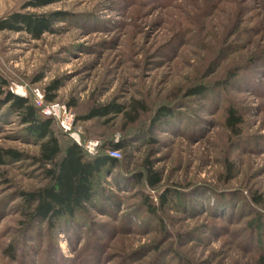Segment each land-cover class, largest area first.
I'll return each instance as SVG.
<instances>
[{
	"label": "rangeland",
	"instance_id": "1",
	"mask_svg": "<svg viewBox=\"0 0 264 264\" xmlns=\"http://www.w3.org/2000/svg\"><path fill=\"white\" fill-rule=\"evenodd\" d=\"M33 1L0 0V18L69 16L40 40L0 32V75L11 93L23 87L38 106L36 91L59 81L55 102L73 103L75 119L109 104L147 109L136 123L122 114L75 121L84 148L128 141L119 167L98 178L102 194L77 218L78 231L26 230L22 194L46 181L38 145L0 110V149L25 155L0 167V264H81L94 252L98 264H264V60L228 80L264 51V0ZM204 84L211 91L188 96ZM164 106L172 116L153 124ZM230 108L243 120L238 132L228 129ZM148 166L162 177L155 189L140 177ZM166 193V207L149 214L145 199L159 205Z\"/></svg>",
	"mask_w": 264,
	"mask_h": 264
},
{
	"label": "trees",
	"instance_id": "2",
	"mask_svg": "<svg viewBox=\"0 0 264 264\" xmlns=\"http://www.w3.org/2000/svg\"><path fill=\"white\" fill-rule=\"evenodd\" d=\"M56 1L61 0H36L30 2L28 6L41 8ZM68 16L69 13L61 11L41 14L17 11L0 18V32L24 33L33 39L40 40L45 33H55L56 24L67 20ZM262 52L264 53L261 51V54L257 53L249 58L247 63H240L236 67L237 71L233 72L228 80L233 81L242 71L247 73L250 66L254 67L256 64H261L264 60L261 56ZM9 85V81L0 75V110L6 106L11 115H16L19 123L23 126L24 136L27 140L38 145L39 155L34 160L43 171V178L46 181L44 186L22 194L25 204L23 221L26 230H32L35 224H45L49 230L53 231L70 226L78 231L81 228V223L77 218L88 213L90 208L96 207L99 194H102L98 190V178L109 170H115L120 165V159L113 158L110 152L127 149L128 141L104 143L100 145L99 153L92 156L88 154L83 145H79L58 126L53 118L43 115L41 109L35 105L30 97L24 98L11 93ZM60 87L59 81L47 86L44 91L45 101L48 103L55 102ZM211 89L212 87L206 84L193 87L189 90L188 96L202 97ZM73 105V103H68V107H73ZM146 109V105L138 101L131 103L130 110L124 105L109 104L93 108L87 115L77 116L75 121L76 123L88 122V120L103 119L110 115L117 117V115L122 114L131 122L136 123L139 121L140 113ZM172 114L173 111L169 107H162L156 112L153 124L166 117H171ZM228 116V129L238 132L237 127L243 122L241 116L232 108L229 109ZM24 157L25 155L18 150L1 148L0 167L6 164V160L16 162ZM140 177L152 189L157 188L162 183V177L153 170L152 166H148L146 173L141 174ZM168 196L169 194L166 193L159 205L152 204L150 198H146L144 204L147 206V212L152 216H158L160 209L166 207ZM68 230L70 231L72 228ZM77 235L78 233L75 234L76 238ZM96 250L98 249L93 248V251ZM8 251L14 255L16 249L11 245ZM94 253V255L89 253L87 259L83 260L81 264H89L90 261L92 264H98L100 254ZM161 253L160 255L164 254ZM169 254H172V251ZM261 261L264 263L263 259Z\"/></svg>",
	"mask_w": 264,
	"mask_h": 264
},
{
	"label": "built area",
	"instance_id": "3",
	"mask_svg": "<svg viewBox=\"0 0 264 264\" xmlns=\"http://www.w3.org/2000/svg\"><path fill=\"white\" fill-rule=\"evenodd\" d=\"M22 92H18V90L12 91L13 94H18L22 97H26L27 94L24 93L23 87H21ZM36 102L38 104V108L41 109L42 114L51 117L54 121L60 126L66 133H71V136L75 138L76 142L81 145V136L76 132L73 133L74 125H75V115L74 113L63 103L60 102H46L45 94L41 91H36ZM99 142L91 140L87 144H85V149L91 155H96ZM111 156L113 158H119L121 156V151H111Z\"/></svg>",
	"mask_w": 264,
	"mask_h": 264
}]
</instances>
